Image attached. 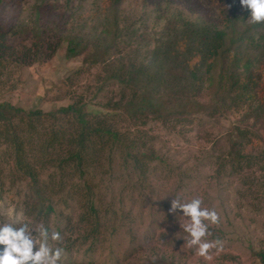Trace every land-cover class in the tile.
<instances>
[{
	"label": "rangeland",
	"instance_id": "374dc122",
	"mask_svg": "<svg viewBox=\"0 0 264 264\" xmlns=\"http://www.w3.org/2000/svg\"><path fill=\"white\" fill-rule=\"evenodd\" d=\"M110 4L0 0V104L44 114L28 139V121L12 123L45 207L53 208L38 212L30 180L5 144L11 128L0 122V225L27 223L37 245L44 228L59 232L48 243L62 249L60 264H264V42L255 30V40L231 44L228 21L244 18L239 29L246 31L247 10L240 0ZM189 26L229 33L226 51L190 62L202 71L194 91L184 90L187 74L177 73L171 56L152 62L157 48L168 39L175 46ZM71 41L81 52L73 59ZM246 55L251 60L238 61ZM231 73L245 86L243 97L230 91ZM156 74L166 87L155 88ZM151 102L159 108L148 111ZM72 105L82 108L96 143L79 165L65 162V140L80 135L75 115L61 113ZM174 198H201L220 215L206 238L222 245L210 249L211 261L185 244L190 237L179 221L189 220L170 213Z\"/></svg>",
	"mask_w": 264,
	"mask_h": 264
},
{
	"label": "trees",
	"instance_id": "16d2710c",
	"mask_svg": "<svg viewBox=\"0 0 264 264\" xmlns=\"http://www.w3.org/2000/svg\"><path fill=\"white\" fill-rule=\"evenodd\" d=\"M111 2L110 8L112 10L114 9V6H118L122 3L123 0H108ZM245 12V11H244ZM246 12L247 15L246 17H249L250 11L247 10ZM229 30L231 31L232 35V40L231 44H239V42H249L255 40V33L259 32L260 36V41L264 42V24H252L248 25L246 28V31H241L239 29V24H242L244 22V18L240 19L238 17H233L230 18L229 20ZM211 28V27H208ZM203 28L199 29L198 26H189V29L185 30L181 36H179L177 42L175 43L176 45L174 46L172 42L168 39L161 45V47L157 48L155 50V53L153 54V59L152 62L155 63L157 62V65L160 63H164L170 60L174 63L178 64V68H182V71H178V74L186 73V77L184 78V90H190L194 91L197 90V84L201 80L200 75L202 71L200 69H192L190 68V62L195 59L196 57L200 56L201 54L205 53L209 58H213L216 56L220 55V51L224 49V42L227 41V37L229 36V33H227L226 28L223 30H219L217 28ZM186 41L187 44L182 46L183 42ZM192 41V48H189L186 50L189 44V42ZM260 42V43H263ZM174 46V48H172ZM233 46V45H232ZM231 46V47H232ZM257 46V45H256ZM258 48L260 47L257 46ZM79 47L76 45L75 41H71L68 48H67V57L70 59H73L77 57L81 52L79 51ZM174 49V50H173ZM261 49L259 48V51ZM183 51V52H182ZM229 51V50H228ZM241 52V51H240ZM240 52H236V54H240ZM188 53V56H192V58L189 60L187 59L185 54ZM175 56V57H173ZM239 62H243L245 59H250L249 55H246L245 57L242 58H237ZM189 60V62H188ZM251 60V59H250ZM254 61V59L252 60ZM181 64L183 66H181ZM252 62H248L245 64L246 69L251 67ZM156 65V66H157ZM155 66V67H156ZM154 67V68H155ZM149 68V67H146ZM139 70V69H138ZM141 74L149 75L148 71L144 70L141 68ZM201 72V73H200ZM226 71L223 69L222 74L220 75V80H222L223 74H225ZM237 75V74H236ZM227 76V75H226ZM163 75L160 76L159 74L154 75V85L155 88H157L159 85L161 86L163 84L164 87L167 86L165 84ZM229 77L231 78V81L234 82V87L230 89V91L236 92V96L243 97V91L245 90V86H241L240 80L234 76L233 73L230 74ZM236 77V78H235ZM186 79H190V82L193 84L189 83ZM175 81V80H174ZM171 84V82H170ZM154 88V89H155ZM158 89V88H157ZM159 106L156 103L151 102L150 107L147 109L148 111H154L157 110ZM185 108V107H184ZM136 109L134 110V112ZM62 114H74L75 118L77 119L79 123V137H77L75 140L73 137L69 138L67 141L65 140V146L67 145L68 150H67V160L72 162V161H77L78 165L81 164L82 162H86V151L91 148V146L95 145L96 143L94 140L87 134L90 132L91 134L93 133L94 129L92 130L91 125L89 122L86 121L85 115L83 114V110L80 107H76L74 105L69 106L68 108L62 109L61 110ZM155 113V112H153ZM156 114V113H155ZM44 114L41 111L37 112H25L21 108H16L8 103H2L0 104V122H4L7 125L9 124V127L11 128V135L14 136L12 137L11 142L8 144L6 141L5 144L7 146L10 145L11 148L10 150V157L11 160H13L16 170L19 171L26 179L30 180L29 185H31L33 191H34V200L36 203V206L38 207V212H44L46 213H52L53 208L52 206H48L47 208L45 207V202H46V195L44 193L43 188L40 186V182L37 180V174L35 171V168L27 161V155L28 152L26 151L25 145L23 142L19 143V137L16 132V127L12 123L13 119H18L20 120L21 123L25 122V119L28 121V128H29V133L27 134L28 137H33V134L35 133L36 130V122H38ZM243 131V130H240ZM99 132V131H97ZM247 132V131H245ZM103 135H112L113 137L117 138L118 141L120 135L118 133H112L110 131H102ZM90 134V135H91ZM242 135V134H241ZM239 135L240 138L242 136ZM72 136V135H71ZM245 137V136H244ZM244 137L242 138L244 140ZM91 209L94 210L93 206H91ZM261 260L264 263V254H261Z\"/></svg>",
	"mask_w": 264,
	"mask_h": 264
},
{
	"label": "clouds",
	"instance_id": "9594fccd",
	"mask_svg": "<svg viewBox=\"0 0 264 264\" xmlns=\"http://www.w3.org/2000/svg\"><path fill=\"white\" fill-rule=\"evenodd\" d=\"M241 6L250 11L248 21L252 24H264V0H240ZM201 198H193L181 203L178 199L171 201L170 213L186 217L189 223L180 222L183 231L189 234L185 244L197 250V254L206 261H211L210 249L220 245V241L208 242L211 235L210 225H217L221 221L220 215L214 210L203 207ZM43 237L37 245L29 231L27 223L20 226L12 224L0 225V264H60L62 249L53 250L48 241L61 239L59 232L49 234L47 228L40 233ZM219 250V249H218Z\"/></svg>",
	"mask_w": 264,
	"mask_h": 264
}]
</instances>
